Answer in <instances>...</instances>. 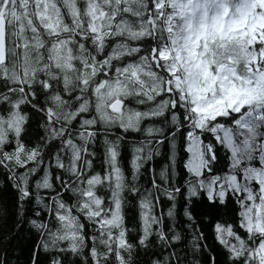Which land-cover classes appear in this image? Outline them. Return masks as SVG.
Returning <instances> with one entry per match:
<instances>
[{
  "label": "snow or ice",
  "instance_id": "6c2138e0",
  "mask_svg": "<svg viewBox=\"0 0 264 264\" xmlns=\"http://www.w3.org/2000/svg\"><path fill=\"white\" fill-rule=\"evenodd\" d=\"M0 169L31 264H264V0H0Z\"/></svg>",
  "mask_w": 264,
  "mask_h": 264
},
{
  "label": "trees",
  "instance_id": "16d2710c",
  "mask_svg": "<svg viewBox=\"0 0 264 264\" xmlns=\"http://www.w3.org/2000/svg\"><path fill=\"white\" fill-rule=\"evenodd\" d=\"M39 123V117H33L32 121H30L25 135V140L29 143L42 134L41 130L38 128ZM130 151L131 149L129 148L124 152L123 163L125 166H128L130 161ZM161 154V157L157 158L158 161H162V157L167 155V150L165 147L161 148ZM220 156L221 160L219 166L223 167L227 163L223 150H221ZM100 163V160L96 161L97 165ZM155 167L157 170H159L160 164L157 163ZM181 183H183V181H181ZM0 205L5 206L8 210L7 218L0 216V261L7 260V264H31L35 245L40 238L36 235L34 230H29V225L25 224L23 227H20V225L17 223L19 219H22V215L18 214L16 209V193L11 188V182L8 178V174L2 169H0ZM26 207H28L29 212H31V206ZM235 208L236 206L230 202L225 209H222L221 215L223 219L231 222L236 216V211L234 210ZM177 209L180 210L181 215L177 218L176 222L180 223L181 220L185 218L182 216V209H179V202H177ZM138 211L137 199H130L125 207V215L133 241L138 239L136 236V232L139 227ZM163 211L166 212L167 208H164ZM197 216H199V213H197ZM182 227L188 229L187 223H183ZM200 227L208 237L206 243L214 250L217 264H226L227 254L214 240L212 225L208 223L207 219H205ZM183 235L187 236L188 239L184 244H181L178 247L181 255H185L186 253L188 260L192 261L193 264H195V260L202 261L204 257H202L199 253L196 254L195 259L193 258V252L191 250L190 243L191 231L189 230L183 233ZM148 251L151 253L153 251H157V249L150 247ZM154 258L155 257H152L151 255H145L143 249H141L139 256L136 257V260L138 264H150V261ZM74 261L76 264H79V261H77L76 257L68 254L66 264H73Z\"/></svg>",
  "mask_w": 264,
  "mask_h": 264
}]
</instances>
